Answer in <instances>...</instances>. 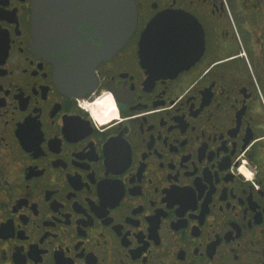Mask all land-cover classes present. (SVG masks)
Segmentation results:
<instances>
[{"label": "flooded vegetation", "instance_id": "obj_1", "mask_svg": "<svg viewBox=\"0 0 264 264\" xmlns=\"http://www.w3.org/2000/svg\"><path fill=\"white\" fill-rule=\"evenodd\" d=\"M135 2L78 97L35 46L32 0H0V264H264V0ZM169 10L205 46L153 77L140 39Z\"/></svg>", "mask_w": 264, "mask_h": 264}, {"label": "water", "instance_id": "obj_2", "mask_svg": "<svg viewBox=\"0 0 264 264\" xmlns=\"http://www.w3.org/2000/svg\"><path fill=\"white\" fill-rule=\"evenodd\" d=\"M32 21L35 46L56 66L62 91L82 97L95 87L98 63L135 30L137 8L135 0H32ZM80 23L92 26L93 39L85 37V43L65 52L77 39ZM204 46L199 21L187 12L169 10L155 16L142 32L140 57L151 76H175L198 60Z\"/></svg>", "mask_w": 264, "mask_h": 264}, {"label": "clouds", "instance_id": "obj_3", "mask_svg": "<svg viewBox=\"0 0 264 264\" xmlns=\"http://www.w3.org/2000/svg\"><path fill=\"white\" fill-rule=\"evenodd\" d=\"M85 107H87V105H84ZM249 178H251L250 174H249Z\"/></svg>", "mask_w": 264, "mask_h": 264}, {"label": "bare ground", "instance_id": "obj_4", "mask_svg": "<svg viewBox=\"0 0 264 264\" xmlns=\"http://www.w3.org/2000/svg\"><path fill=\"white\" fill-rule=\"evenodd\" d=\"M110 100V99H109ZM103 102V101H102ZM112 103V102H111ZM111 105V104H110Z\"/></svg>", "mask_w": 264, "mask_h": 264}]
</instances>
